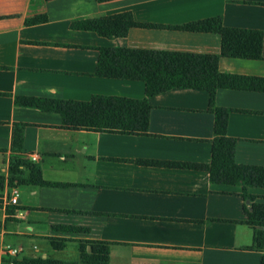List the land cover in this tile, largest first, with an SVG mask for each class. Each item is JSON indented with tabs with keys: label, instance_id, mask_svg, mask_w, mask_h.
Returning <instances> with one entry per match:
<instances>
[{
	"label": "crops",
	"instance_id": "0c3cea01",
	"mask_svg": "<svg viewBox=\"0 0 264 264\" xmlns=\"http://www.w3.org/2000/svg\"><path fill=\"white\" fill-rule=\"evenodd\" d=\"M122 13L150 26L115 38L71 27ZM214 17L228 28L264 32V0H0V264L79 261L80 241L108 242L109 264H261L264 245L256 247L246 209L264 204V187H246L251 201L244 185L215 183L203 167L215 137L208 91L176 87L150 97L142 134L67 129L60 113L16 103L142 99L145 82L96 75L98 48L220 55L219 33L177 27ZM37 18L46 19L27 23ZM261 54L218 61V72L240 85L215 93L216 106L231 110L226 132L239 165L264 166V90L255 81L264 79V34ZM16 123L26 124L19 157L39 164L53 184L10 185ZM52 238L64 247L54 249ZM8 245L21 252L9 255Z\"/></svg>",
	"mask_w": 264,
	"mask_h": 264
},
{
	"label": "trees",
	"instance_id": "16d2710c",
	"mask_svg": "<svg viewBox=\"0 0 264 264\" xmlns=\"http://www.w3.org/2000/svg\"><path fill=\"white\" fill-rule=\"evenodd\" d=\"M45 19H31L27 23ZM148 26L150 24L136 22L131 13L86 19L71 24L73 29L95 31L108 38L125 37L132 27ZM177 27L188 31L219 33L222 36L221 54L103 46L98 48L99 60L96 75L106 78L141 80L146 84L144 98L95 96L89 101H74L17 97L16 103L60 113L63 126L67 129L142 134L148 129L150 97L176 87L206 90L210 94L211 110L215 114V137L211 163L203 167L215 183L244 185L243 197L253 201L254 195L249 194L246 187H264V166L239 165L234 161L236 140L229 138L226 132L231 110L216 106L215 93L220 87L240 86L236 83L238 77L218 72L219 57L225 55L260 59L264 32L225 27L221 17ZM245 46L250 48L249 53H244ZM255 81L259 85L256 88L264 90V79H255ZM25 126V123L15 124L13 150L17 154L13 156L10 163L9 183L12 186L23 183L53 184L44 180L39 164H33L19 157L23 148ZM246 213L247 223L254 227L256 247L261 248L264 245V229H259L258 226L264 227V204L253 202L251 209H246ZM58 229L76 233L83 231L80 227L61 226ZM51 243L56 250L64 247V241L59 238H52ZM80 249L79 261L31 257L25 259L23 264H109L108 242L80 241ZM261 264H264V255Z\"/></svg>",
	"mask_w": 264,
	"mask_h": 264
},
{
	"label": "built area",
	"instance_id": "2783aa9c",
	"mask_svg": "<svg viewBox=\"0 0 264 264\" xmlns=\"http://www.w3.org/2000/svg\"><path fill=\"white\" fill-rule=\"evenodd\" d=\"M11 204H17V197L11 198ZM15 220L17 221V219H15ZM5 252L8 253L9 255L15 256L21 252V249L8 245L5 248Z\"/></svg>",
	"mask_w": 264,
	"mask_h": 264
}]
</instances>
